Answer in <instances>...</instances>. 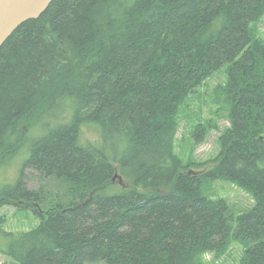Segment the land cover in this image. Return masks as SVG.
Instances as JSON below:
<instances>
[{
    "label": "trees",
    "instance_id": "16d2710c",
    "mask_svg": "<svg viewBox=\"0 0 264 264\" xmlns=\"http://www.w3.org/2000/svg\"><path fill=\"white\" fill-rule=\"evenodd\" d=\"M263 15L264 0H54L22 24L0 48V168L28 157L0 207L26 203L41 223L0 229L11 264H207L234 245L238 264H264V45L252 27ZM222 68L231 127L190 175L175 113ZM82 127L100 140L83 141ZM24 168L65 181L68 205L40 213ZM217 180L251 209L236 218L204 196Z\"/></svg>",
    "mask_w": 264,
    "mask_h": 264
},
{
    "label": "rangeland",
    "instance_id": "374dc122",
    "mask_svg": "<svg viewBox=\"0 0 264 264\" xmlns=\"http://www.w3.org/2000/svg\"><path fill=\"white\" fill-rule=\"evenodd\" d=\"M252 27L257 39L264 45V15L261 20L252 23ZM227 79L226 68H222L205 79L191 93H188L177 107L174 118L177 132L174 149L177 156L187 165L186 170L189 173H200L199 170H202L204 165L218 157L222 147L221 136L231 127L230 104L225 89ZM68 122L70 121L67 120L66 123ZM46 123L52 126L56 125V122L51 120H46ZM33 124L34 120L25 125L24 132H34ZM45 133H32L28 135V138L35 139ZM99 135L91 127H82L81 137L83 141H99ZM27 157L28 154L24 152L9 165L0 168V192L8 189L4 187L16 185ZM21 177L27 190L39 192L38 210L47 211L48 209H56L58 206L68 205L70 200L69 185L65 181L43 176L30 168H24ZM114 181L118 182V179L116 178ZM119 183L128 185L129 182L119 178ZM203 194L212 199L227 200L231 214L236 218L250 210L254 205L252 197L235 184L225 180L205 184ZM24 206L26 203L22 206L13 203L1 206L0 229L22 234L36 228L41 223V219L34 215L31 208H23ZM5 243L6 240L0 232V247L4 246ZM243 251L242 246L234 245L228 254L206 255L205 262L207 264H238ZM0 264H11V260L1 252Z\"/></svg>",
    "mask_w": 264,
    "mask_h": 264
},
{
    "label": "water",
    "instance_id": "95a60500",
    "mask_svg": "<svg viewBox=\"0 0 264 264\" xmlns=\"http://www.w3.org/2000/svg\"><path fill=\"white\" fill-rule=\"evenodd\" d=\"M53 1L0 0V48L22 24L40 18Z\"/></svg>",
    "mask_w": 264,
    "mask_h": 264
},
{
    "label": "bare ground",
    "instance_id": "6f19581e",
    "mask_svg": "<svg viewBox=\"0 0 264 264\" xmlns=\"http://www.w3.org/2000/svg\"><path fill=\"white\" fill-rule=\"evenodd\" d=\"M190 175H192V174H190Z\"/></svg>",
    "mask_w": 264,
    "mask_h": 264
}]
</instances>
